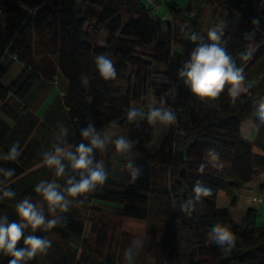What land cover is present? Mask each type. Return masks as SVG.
<instances>
[{
  "label": "trees",
  "instance_id": "1",
  "mask_svg": "<svg viewBox=\"0 0 264 264\" xmlns=\"http://www.w3.org/2000/svg\"><path fill=\"white\" fill-rule=\"evenodd\" d=\"M151 1L0 0V154L16 141L21 152L15 161L0 160V167L15 169L13 177L0 174V184L16 193L14 199L0 200V215L15 220L19 200L39 202L35 186L41 180L65 182L72 170L66 168L65 177H57L41 153L61 140L81 143L80 128L90 119L113 139L119 129L136 141L131 152L120 153L116 179L114 145L94 153L108 172L107 180L70 203L67 212L45 210L47 218L60 215L62 222L35 235L55 242L58 250L38 252L26 264H264V223L256 226V207H245L235 222L230 210L217 203V195L224 192L235 206L239 194L234 192L241 194L264 172V123L256 112L264 97V0H201L195 16L189 15V5L175 0ZM163 5L167 14L160 12ZM221 23L222 46L235 49L245 64L243 80L253 83L234 96L230 78L214 101L198 103L177 75L201 42L186 39L185 32H195L206 42L208 30ZM140 50L166 68L167 84L148 88L177 115L153 152L147 148L154 123L129 122L126 116L130 107L145 104ZM100 54L113 60L116 78L105 81L99 76L95 58ZM15 63L21 70L4 84ZM129 69L136 73L134 78L129 73L122 93L118 85ZM85 75L87 86L81 83ZM247 121L256 128L253 141L243 135ZM129 161L141 168L136 178ZM198 182L208 188L186 213L180 205L194 196ZM257 189L264 196V181ZM124 219L144 224L139 246L130 233L118 230ZM87 222L90 233L85 238ZM217 223L235 236L230 252L209 240V230ZM9 259L0 253V264Z\"/></svg>",
  "mask_w": 264,
  "mask_h": 264
},
{
  "label": "clouds",
  "instance_id": "2",
  "mask_svg": "<svg viewBox=\"0 0 264 264\" xmlns=\"http://www.w3.org/2000/svg\"><path fill=\"white\" fill-rule=\"evenodd\" d=\"M224 25L217 24L211 27L207 33V41L201 39L195 32H185V38L193 42L200 40L191 51L190 57L178 69L177 75L188 87L198 103L209 102L218 97L221 91L229 84L231 89L239 94L243 88L251 87L252 81H244L247 75L245 64L240 60L235 49L222 46ZM249 34L252 32L249 30ZM96 70L105 81L112 80L117 76V70L110 56L97 55L95 58ZM85 86L89 84V78L85 75L81 78ZM257 115L264 123V97L258 101ZM129 122L147 119L149 123L171 124L177 119L176 112L166 106V101L161 100L160 106H153L149 111L141 112L130 107L126 112ZM67 136V129L62 130ZM82 142L76 145L67 144L61 140L52 146V150L41 153L42 162L54 170L57 177H65L66 168L72 170V174L65 177L61 184L57 180H41L35 186V191L41 197L39 202L25 198L15 204L17 219L9 220L7 216L0 215V253L10 257L8 264H26L38 252H46L51 247L52 241L44 236L35 235L36 231L50 230L62 222V217L53 216L47 218L45 210L50 214L64 213L69 210V205L77 201L79 197L96 189L108 178V172L104 164L95 160L94 153L104 150L109 144L114 145L115 151L127 154L132 151L136 141L120 135L113 139L108 133L98 130L91 119L86 126L80 128ZM19 141L14 142L6 153L0 154V160L15 161L20 155ZM215 149V147L213 148ZM133 178L139 176L141 168L129 161L127 164ZM0 174L4 177H13L15 169L0 167ZM192 198L180 205L182 211L188 213L194 210L196 199L208 185L198 182ZM16 193L11 187L0 184V200L4 198L14 199ZM82 202V201H79ZM209 240L224 252H230L235 246V236L229 227L215 224L209 230ZM22 241V244H21ZM139 244L140 241H135ZM19 245V246H18ZM132 251L131 248L127 253Z\"/></svg>",
  "mask_w": 264,
  "mask_h": 264
},
{
  "label": "rangeland",
  "instance_id": "3",
  "mask_svg": "<svg viewBox=\"0 0 264 264\" xmlns=\"http://www.w3.org/2000/svg\"><path fill=\"white\" fill-rule=\"evenodd\" d=\"M178 5L180 6H184L185 2L188 1L189 5V15L190 16H195L196 14V10L198 9L199 5H200V1L201 0H175ZM187 7V6H185ZM160 12H162L163 14H167V10L165 8V6H161L160 7ZM182 30V28H181ZM141 54L139 55L142 59L143 62H141L142 64H140V69H141V73L139 75L140 80L142 85L144 86V91H145V104L143 106H141L140 104H136V109H138L141 112H147L150 110L151 107L153 106H160V104L154 99V94L152 92L151 88H148L149 84L152 85H156L157 87L166 85V73L167 70L165 67H159L157 65H155L153 62H151L150 58L148 56H145V54L142 53H147L143 50H140ZM144 63V64H143ZM21 70V66L18 63H15L13 65V67L11 68L10 71H8V73L5 75V77L3 78V83L4 84H8L10 83L19 73V71ZM129 73H132V77L134 78L136 70L135 69H129L128 72L125 75V79L122 81V83H120L118 85V88L120 89V91L123 93L126 89V86L128 85V76ZM214 101V100H211ZM49 100H47L46 102H44L42 109L44 107H46V105L48 104ZM42 109L39 111H42ZM0 118L4 120V117L2 116V114H0ZM168 125H173V123L171 124H164V123H160V122H156L154 123V136H153V141L152 143L148 146L147 150L149 152H153L157 149L158 145H159V140L162 138V136L167 132V127ZM255 125L253 123V121H247L245 129L243 131V135L244 137H246L248 140L253 141L255 136H256V130H255ZM116 132H118V136L120 135H124L123 132L119 129L116 130ZM117 136V137H118ZM125 136V135H124ZM254 151L257 152V149L254 148ZM120 153L116 152L114 153L113 157V168H114V178H118V157H119ZM117 175V177H116ZM254 180L252 182H250L249 184H246L244 187L245 189L241 190L242 193L240 194V192L238 191V194L240 197L238 204L235 206H230V197L227 196L224 192H220L217 195V203L219 206L221 207H226L230 210L231 216L233 217V219L235 220V222H239L243 216V212L245 210V207L247 206H255L257 209V219H256V226L260 227L262 226V224L264 223V196L260 193H258V183L259 182H263L264 181V172L260 173L256 176H254L253 178ZM260 194V195H258ZM258 196V198H260L259 202H255L252 203L250 202V198L252 197H256ZM120 223V222H119ZM112 225L116 224L115 220H112L111 222ZM119 231L121 232H127L130 233L131 238H133V240L137 241L139 240L140 243L143 242L144 237H145V232H144V224L136 221V220H129V219H124L121 222V226L118 228ZM90 231V223L87 222L85 225V232H84V237L87 238L89 235ZM137 244V246L140 245ZM48 252H55L58 250V246L55 244V242H53L51 244V247L49 249H47Z\"/></svg>",
  "mask_w": 264,
  "mask_h": 264
},
{
  "label": "built area",
  "instance_id": "4",
  "mask_svg": "<svg viewBox=\"0 0 264 264\" xmlns=\"http://www.w3.org/2000/svg\"><path fill=\"white\" fill-rule=\"evenodd\" d=\"M147 3H151L152 4V1L151 0H145ZM155 10H158V7L157 6H155ZM234 195L235 196H237L238 195V191H235L234 192ZM258 195H260V194H258ZM260 201V198H258V196H256V198L253 200V202L255 203V202H259Z\"/></svg>",
  "mask_w": 264,
  "mask_h": 264
},
{
  "label": "crops",
  "instance_id": "5",
  "mask_svg": "<svg viewBox=\"0 0 264 264\" xmlns=\"http://www.w3.org/2000/svg\"><path fill=\"white\" fill-rule=\"evenodd\" d=\"M187 4H188V1L185 2L184 6H187ZM239 198H240V197H239ZM255 198H256V197H252V198H250V200H251L252 203H254L253 200H254ZM238 201H239V199L237 200L236 205L238 204Z\"/></svg>",
  "mask_w": 264,
  "mask_h": 264
}]
</instances>
